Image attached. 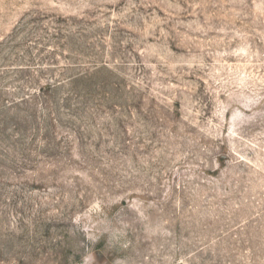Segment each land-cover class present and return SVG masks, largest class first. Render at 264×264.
I'll return each mask as SVG.
<instances>
[{"label":"rangeland","instance_id":"rangeland-1","mask_svg":"<svg viewBox=\"0 0 264 264\" xmlns=\"http://www.w3.org/2000/svg\"><path fill=\"white\" fill-rule=\"evenodd\" d=\"M0 264H264V0H0Z\"/></svg>","mask_w":264,"mask_h":264}]
</instances>
